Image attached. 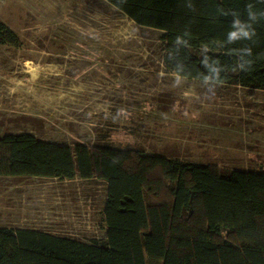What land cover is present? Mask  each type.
<instances>
[{"label": "rangeland", "instance_id": "obj_1", "mask_svg": "<svg viewBox=\"0 0 264 264\" xmlns=\"http://www.w3.org/2000/svg\"><path fill=\"white\" fill-rule=\"evenodd\" d=\"M0 137L130 146L224 169L264 168V91L164 70L157 32L101 0H0ZM100 181L0 177V226L101 234Z\"/></svg>", "mask_w": 264, "mask_h": 264}, {"label": "trees", "instance_id": "obj_2", "mask_svg": "<svg viewBox=\"0 0 264 264\" xmlns=\"http://www.w3.org/2000/svg\"><path fill=\"white\" fill-rule=\"evenodd\" d=\"M157 32L164 70L264 91V0H101ZM19 36L0 21V46ZM0 177L104 186L101 234L83 241L0 226V264H264V168L224 169L130 146L0 137Z\"/></svg>", "mask_w": 264, "mask_h": 264}]
</instances>
